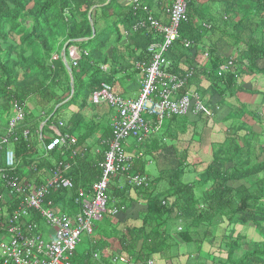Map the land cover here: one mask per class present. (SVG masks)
<instances>
[{
	"label": "trees",
	"instance_id": "1",
	"mask_svg": "<svg viewBox=\"0 0 264 264\" xmlns=\"http://www.w3.org/2000/svg\"><path fill=\"white\" fill-rule=\"evenodd\" d=\"M140 1L145 5L144 0ZM217 4L233 8L221 10L214 7ZM187 13L189 20L181 25L180 36L167 56L171 72L182 74L195 69L191 62L196 61L202 50L204 36L225 25L229 27L225 46H232L234 52L226 57L212 42L207 49L209 68L193 71L194 77L206 78L211 84L210 93L220 94L222 89L230 91L235 84L234 74H217L218 68L231 59L241 75H264V0H187ZM143 16L142 12H134L132 7L121 6L117 0H0V111H4L1 116H8L11 105L18 101L21 104L34 103L33 106L43 112L40 119L45 120L41 128L31 129L32 125L28 123L30 114L26 109L27 117L15 131L18 140L11 141L15 166L3 172L6 177H17L39 185L52 175L57 163L70 161L72 166L67 176L72 178L75 188L56 190L48 198L58 211L71 217L81 209L77 203L79 190L90 193L101 178L108 143L113 137L109 125L102 126L97 120L86 121L90 96L103 83L114 89L117 75L125 73L126 60L116 48L112 54H107L109 46L119 49L124 38L120 26L125 29L127 48L134 60L149 65L148 47L154 34L150 30L134 31ZM92 23L96 32L94 39ZM92 41L96 42L95 49L92 53L84 51L78 65L74 66L68 49ZM186 41L191 42L188 48ZM68 42L65 56L67 62L70 61V69L62 59V50ZM107 65L109 68L105 71ZM188 87L180 90V94L188 91ZM62 103L65 110L73 108L76 111L66 123L58 121L53 125L62 133L75 135L79 147L101 128L104 134L98 139L100 153L78 151L70 160L73 148L65 150L63 147L52 153L46 151L49 140L45 137L40 140L39 134L51 130L49 123L61 108L56 110V107ZM47 108L50 109L49 115L44 112ZM208 121L207 115L196 120L172 117L163 122L161 135L142 143L139 156L132 159L129 170L112 176L108 190V203L122 212L131 209L136 202H143L138 212L141 227L119 231L116 219L110 214L104 216L100 237L91 241V248L84 256H77L75 252L74 264H110L105 250L110 247L108 239L113 237L118 238L122 251L138 264H149L157 258L180 260L183 256L195 264H264L263 121L259 122L263 124L261 134L249 131L244 123L232 128L233 132L226 141L215 147L213 162L198 180L183 181L189 168L186 155L180 156L182 159L176 169L161 170L155 176L146 171L147 159L155 158L163 148L162 144L166 148L169 143L168 148L177 151L180 137L187 134L190 127L194 134H200L199 126L206 127ZM61 122L64 123L62 128L59 126ZM243 129L249 131L245 137L239 135ZM27 130L30 135L25 137ZM135 176L147 178L148 185L134 186L132 180ZM5 185L0 176V194ZM4 205L0 203V214ZM12 210L10 208L9 213ZM3 219L0 217V222ZM175 224L178 228L173 233ZM239 226L249 232L253 230L256 238L240 232ZM97 228L98 225L95 230ZM219 232L222 233L219 235ZM186 244L194 245L195 250L183 252ZM205 245L208 249L204 253Z\"/></svg>",
	"mask_w": 264,
	"mask_h": 264
},
{
	"label": "built area",
	"instance_id": "2",
	"mask_svg": "<svg viewBox=\"0 0 264 264\" xmlns=\"http://www.w3.org/2000/svg\"><path fill=\"white\" fill-rule=\"evenodd\" d=\"M129 2L134 12H142L144 15L134 26V31L150 30L160 37L161 41L153 42L148 47L150 64L139 65L145 79L137 100H125L115 94L113 87L107 83H103L90 96V102L94 105L106 104L115 111L111 124L113 137L108 143L109 150L102 165L101 178L94 184L90 193L83 189L78 192L77 203L81 209L75 217L58 212L48 198L56 190L75 188L73 181L66 175L71 168L68 161L62 160L57 163L52 175L39 185L35 182L21 181L17 177H6L3 172L4 169L15 166V153L11 148V141L18 140L15 131L27 117V104L15 101L11 105V115L9 113L5 117L9 118L7 122L0 121V176L6 183L0 194V203L5 204L0 214V217L4 218L0 222V264H74L73 257L81 235L84 233L88 236L93 235L97 223L109 212L108 190L112 176L126 172L130 168L131 157L123 150V142L130 138L140 143L144 142L162 127L166 119L172 117L201 114L213 116L198 93L187 91L183 95L180 94V90L185 88L188 80L192 78L193 70L186 71V74H175L170 71L168 53L180 36L181 25L189 20L187 0H172L168 9V24L158 21L150 8L143 5L140 0ZM185 46L190 47L191 42L186 41ZM80 59L81 55L74 51L73 65L77 66ZM234 66V60L231 59L220 69L219 76L232 70ZM144 113L154 117L155 121L145 119L142 116ZM59 126L64 127V123L61 122ZM53 130V138L46 144L48 153L77 144L75 137L62 134L58 127L54 126ZM28 135L30 132L27 130L25 137ZM43 144L45 145L44 142ZM76 155L77 152L73 151L72 156ZM132 184L148 185V180L143 176H135ZM10 208H13L11 213ZM111 213L115 215L117 210ZM41 223L51 228L48 235L50 240L44 238L41 233ZM120 261L125 264H138L130 258H121ZM149 264H154V261Z\"/></svg>",
	"mask_w": 264,
	"mask_h": 264
},
{
	"label": "crops",
	"instance_id": "3",
	"mask_svg": "<svg viewBox=\"0 0 264 264\" xmlns=\"http://www.w3.org/2000/svg\"><path fill=\"white\" fill-rule=\"evenodd\" d=\"M144 2H145L144 4L150 8L153 16L158 21H160L162 24L169 23L168 9L172 4V0H144ZM117 3L123 7H128V8L131 7L129 0H117ZM214 7L221 8V10H225V9L227 10L228 8H233L231 5H226V4H217ZM207 28L210 29L209 27ZM228 28L229 27L223 25L222 28H215L214 30L210 31L211 33L205 36L204 41L202 43L203 46L202 50L198 54L197 59H195L196 61L191 62L193 67H195V69H190V70H193L195 72L202 70V68H209L210 66V62L208 60L209 54L207 51L208 48L206 47L210 46L212 42L218 45L221 54L225 55L226 57L227 55H229L228 52L230 53V51H228L227 46H225L226 40L228 39L227 38L228 31L226 30ZM120 31L123 34L124 38L120 43L119 49L117 46L116 47L109 46L107 49V54H112L116 48L118 54L120 53L119 55L122 58L124 57V59L126 60L124 64H127L124 69L125 73H119L117 75L116 84H118L120 81L119 87L123 89L122 80H124L125 83H129L130 86L129 89H132V83H134L138 79L137 76H140V73L142 72L140 71L139 65L141 64L145 65V63L136 62L134 60V57L131 55V51L127 48L129 44L127 43L126 40L127 34L123 26H120ZM157 41L158 42L161 41V38L156 36V34H154L153 42H157ZM74 51H76L80 55H82L84 52L81 51L80 47L77 45L71 46L68 49V55L71 58V60ZM62 59L64 62H67L66 56L64 57L62 55ZM229 61L223 63L218 68L217 70L218 75L220 69L223 66H225ZM71 62L73 63V60ZM67 63L70 66V61H68ZM184 67L186 69H189L188 66H184ZM107 68H109L108 65L104 67V70L106 71ZM180 71L182 73V68L180 69ZM227 72L235 75L236 78L235 84L230 91H226L222 89L220 91V94H216L214 92L210 93L211 84L206 78L203 77L197 78L196 76L194 77L193 75L192 78L194 77V79L192 80V78H190L188 80V84H187L189 86L188 91H193L198 93L201 97V100L204 102L207 108H209L210 111L212 112L213 116L208 117L209 121L206 127H203L202 125L199 126L200 134H194L193 131L194 129L190 127L188 133L180 137V141L177 143V151L175 150V148L173 149L168 148V146L171 145L168 143V146L164 149V152L168 153L167 155L164 154L162 148V151L158 152L159 154L158 156H155V158L153 159H147V166L149 164L155 165V169L157 170L155 175H157L161 170L163 171L167 169L168 170L176 169V167L180 163V160L182 159V157L180 156L186 155L185 159L189 168L185 178L187 179V182H193L195 180H198L202 172H204L208 168V166L213 162L214 152L216 150L215 147L217 145H222L226 141L229 135L232 134L233 129L234 127H236L237 124L238 125L242 123L247 124L250 129L249 131L252 130L257 134H261L263 132V127H262L263 124L261 123L262 124L261 125L259 122L261 121L264 122V75L260 73L241 75L240 73H238L236 66H234L232 70H228L224 72L222 76L226 75L225 73ZM186 73L187 72L185 71L182 74H186ZM28 108H29L28 112L35 110V107L30 103L27 104V109ZM68 111L70 115H72L74 111H76V109L71 108ZM114 116H115V111H113V109L110 108L108 105L102 104L96 106L91 102H89V106L87 107L85 113L86 121L97 120L98 122H100L102 126L109 125L110 127ZM199 116H191L190 119L196 120L198 119ZM256 117L260 118V120H257ZM0 118H1L0 121L2 123L7 122L5 121L6 120L5 117H4L5 120L2 119L1 115ZM182 118H186V117H182ZM68 119H66V121ZM53 128L54 125L51 127V130L46 131L45 134L44 132L40 131L39 139L41 140L44 139L43 137H45L48 140H50L51 138H53L54 135ZM161 128L153 136L161 135L163 129ZM103 131L104 130L100 128V131L95 133L83 146L79 147L76 144L66 149L72 150L73 148V150L75 151L76 148L77 154L78 151H84L86 153H88L89 151L92 153H100L102 149L101 147L98 146V139L100 138V136L104 134ZM249 131L243 129V131L239 132V135L241 137H245L247 134H249ZM62 134L75 137L78 143V138L75 135L67 134L65 132ZM153 136H151L149 140ZM142 143L138 142L136 139L133 142H130L129 140L123 142L122 147L124 151L128 156L131 157V160L129 162L130 165L132 163V159L133 158L135 159L139 156V150ZM73 157L75 156L70 155L69 159L71 160L73 159ZM161 158L163 160L162 163H160ZM68 162L72 166V163L70 161ZM169 165H171V167ZM69 178L72 180L71 177ZM132 195H134V192L132 193ZM90 197H92V195H90ZM142 203L143 202H139V203L136 202L133 205V207L126 212H122L120 211V209H118V207L114 206L111 208V210H109V212L106 215L110 214V212L117 210V213L115 215L113 213H111L110 215H112L116 219L115 222L117 221V224H119L117 226V229L119 231H123L126 228H134V227L139 228L142 225V221L138 217V212L142 207ZM102 220L97 223L98 228L97 230H95L94 235L91 238V241H94L100 237V230L102 229V224H103ZM238 228L243 229L244 227L242 228L241 226H239ZM108 244L110 245V247L105 250V255L110 258L111 261L110 264L121 262L120 261L121 258H126V259L130 258L133 262H135L129 255H127L125 252L122 251L118 238L113 237L111 238V240L108 239ZM207 247L208 245H205L203 247V250L207 251ZM187 258H188L187 256H183L182 258L180 257V260L177 259H172L168 261L164 260L165 261L164 264H179L181 263L182 259H186V262L184 264H187L188 262L190 264H195L192 262V259H187ZM155 261L157 262V260H154V263L156 264Z\"/></svg>",
	"mask_w": 264,
	"mask_h": 264
},
{
	"label": "rangeland",
	"instance_id": "4",
	"mask_svg": "<svg viewBox=\"0 0 264 264\" xmlns=\"http://www.w3.org/2000/svg\"><path fill=\"white\" fill-rule=\"evenodd\" d=\"M202 12V10H200ZM205 38V36H204ZM204 38L202 39V42L204 41ZM230 42V41H229ZM66 45V44H65ZM95 45H96V42L95 41H92V42H85V43H81L80 44V49L81 51H87L89 53H92V51L95 49ZM228 45H230V43H228ZM209 47V46H208ZM206 47V48H208ZM227 50L230 51V53L228 52V54H232L234 52V49L232 46H227ZM63 51V50H62ZM109 66H111L109 64ZM138 79L132 83V89H129V83H125L124 80H122V84H123V89L120 88L119 86V83L115 85V89H114V93L117 94V95H120L122 96L125 100L129 101V100H132V101H135L139 98L140 96V93H141V90H142V86H143V80L145 79V74H143L142 72L140 73V76H137ZM136 79V78H135ZM31 105H34V103H30ZM63 104V103H62ZM35 107V110L31 111L30 113L28 112L29 108L27 109V112H28V115L30 114L29 116V120H28V123L32 126L31 129H34V128H41L45 122L44 119H40V116L41 114L43 113L41 111V108L39 107ZM57 108V107H56ZM114 111V110H113ZM4 112L3 110L0 111V115L1 113ZM44 112L49 115V112H50V109L47 108L44 110ZM7 113H5L6 115ZM10 115H11V111H10ZM53 115V114H52ZM49 116V118H51V116ZM145 119L151 121V122H154L155 121V118L148 115L147 113H144L142 115ZM4 115L2 116V119H3ZM71 115L69 113L68 110H65L63 107H61L59 110H57L56 114L53 116L51 122L49 123V128H51L55 122H58V121H65L66 122V119L70 118ZM48 118V119H49ZM8 119H6L5 121H7ZM51 126V127H50ZM135 139L133 138H130L129 141L130 142H133ZM163 146V152H164V149H165V145L162 144ZM162 151V149L160 148V152ZM164 154H168L166 152H164ZM158 152L155 154V156H158ZM163 160L161 158V161L160 163H162ZM171 167V165H169ZM146 171L147 172H150L152 175L155 176V173H156V169H155V165H148L146 167ZM183 181L187 182V179H183ZM235 185H238V183H235ZM108 195H109V192H108ZM109 200H110V196H109ZM114 207L113 205H111L110 203H108V210H111V208ZM106 215V214H105ZM179 223H177L178 225ZM222 227V226H221ZM178 228V227H177ZM177 228H176V224H175V229L173 230V233H175L177 231ZM51 230L50 227H48L46 224L42 223L41 224V233L43 234L44 238H46L47 240H50V238L48 237L49 234V231ZM240 232H242L243 234H245L246 236L248 235L250 238H256V234L254 233V231H250L249 232V229H245V227L243 229H239ZM222 232H219V235L221 234ZM247 233V234H246ZM94 235V234H93ZM88 236L86 235L85 233L81 235L80 237V242L78 243L77 245V256H84L87 252H89L90 248H91V238L92 236ZM217 246H219V241L216 242L215 246L217 248ZM208 249V247H207ZM173 250H176V249H173ZM195 250V246L192 245V244H186L185 247L182 249L183 252H186V251H194ZM205 253V251H203ZM157 262L156 264H164V260L162 259H159L157 258L156 259ZM196 261V259H195ZM202 261V260H201ZM186 262V259H182L181 260V264H184ZM114 264H124V263H121V262H117V263H114ZM155 264V263H154ZM208 264H211V263H208Z\"/></svg>",
	"mask_w": 264,
	"mask_h": 264
},
{
	"label": "water",
	"instance_id": "5",
	"mask_svg": "<svg viewBox=\"0 0 264 264\" xmlns=\"http://www.w3.org/2000/svg\"><path fill=\"white\" fill-rule=\"evenodd\" d=\"M110 1V0H109ZM92 13V12H91ZM91 13H90V16H91ZM92 27H93V37H92V39H94L95 38V35H96V32H95V29H94V24L92 23ZM68 45H69V42L64 46V48H63V51H62V55L65 57V54H66V52H67V48H68ZM66 64V67L68 68V69H70V66L68 65V63L66 62L65 63ZM72 95H73V93H74V81L72 80ZM64 104V103H63ZM63 104H60V105H58L57 106V108H56V110L58 109V108H60Z\"/></svg>",
	"mask_w": 264,
	"mask_h": 264
}]
</instances>
